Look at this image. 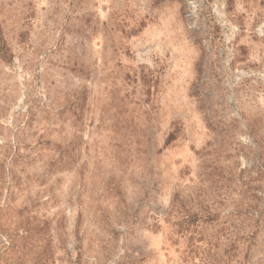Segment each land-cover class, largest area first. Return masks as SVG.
Instances as JSON below:
<instances>
[{
    "label": "rangeland",
    "instance_id": "rangeland-1",
    "mask_svg": "<svg viewBox=\"0 0 264 264\" xmlns=\"http://www.w3.org/2000/svg\"><path fill=\"white\" fill-rule=\"evenodd\" d=\"M0 264H264V0H0Z\"/></svg>",
    "mask_w": 264,
    "mask_h": 264
},
{
    "label": "trees",
    "instance_id": "trees-1",
    "mask_svg": "<svg viewBox=\"0 0 264 264\" xmlns=\"http://www.w3.org/2000/svg\"><path fill=\"white\" fill-rule=\"evenodd\" d=\"M11 58H12V56H11L10 51H9V49L5 43L1 28H0V59L3 62L8 63V62H10Z\"/></svg>",
    "mask_w": 264,
    "mask_h": 264
}]
</instances>
